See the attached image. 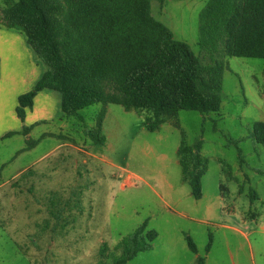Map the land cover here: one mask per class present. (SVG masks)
I'll return each instance as SVG.
<instances>
[{"label":"rangeland","instance_id":"374dc122","mask_svg":"<svg viewBox=\"0 0 264 264\" xmlns=\"http://www.w3.org/2000/svg\"><path fill=\"white\" fill-rule=\"evenodd\" d=\"M206 1H151L152 15L203 62L208 58L197 42ZM223 60L217 112L178 110L175 118H166L159 129L149 131L143 125L145 112L109 103L103 145L94 144L86 133L101 103L82 108L83 120L62 115L64 119L56 117L41 126L53 134L14 162L0 164V264H99L103 243L109 251L145 220L158 236L150 249L124 264H184L191 254L184 235L197 245L204 241L187 214L200 215V204L211 196L218 179L225 188L226 206L232 203L230 193L238 189L236 209L245 216L258 214L257 224L249 226V240L254 263L264 264V230L258 226L264 219V145L250 132L253 122H264V59L225 55ZM61 120L69 128L64 132L56 129ZM61 135H68L82 153L73 146L54 148L64 140ZM181 141L188 145L201 141L200 154L207 160L202 201L191 195L181 177L177 160ZM16 142L12 138L0 144V161ZM28 164L35 170L32 175L8 182L10 171ZM251 190L259 198L252 204ZM111 259L109 254L102 263L112 264Z\"/></svg>","mask_w":264,"mask_h":264},{"label":"trees","instance_id":"16d2710c","mask_svg":"<svg viewBox=\"0 0 264 264\" xmlns=\"http://www.w3.org/2000/svg\"><path fill=\"white\" fill-rule=\"evenodd\" d=\"M151 1L4 0L2 20L25 34L44 64L34 86L18 96L17 116L24 118V108L44 88L59 92L63 116L83 120L82 108L101 103L86 133L94 144L102 145L109 103L145 112L143 125L149 131L159 129L166 118H175L178 110L219 111L223 57L264 59V0L206 1L199 15L197 43L207 62L152 15ZM250 132L264 145L263 121L253 122ZM200 148L201 141L193 145L181 141L177 149L182 178L195 198L201 195L200 179L207 165ZM249 193L250 199L257 198L254 190ZM146 225L147 220L111 251L103 243L99 264L109 254L112 264H124L149 249L156 233L146 230ZM185 239L195 252L192 239L188 235ZM197 261L204 264L201 257Z\"/></svg>","mask_w":264,"mask_h":264},{"label":"crops","instance_id":"0c3cea01","mask_svg":"<svg viewBox=\"0 0 264 264\" xmlns=\"http://www.w3.org/2000/svg\"><path fill=\"white\" fill-rule=\"evenodd\" d=\"M4 5L2 0H0V144L12 138H16L17 142L16 147L7 156L9 159L6 158L0 161L1 166L12 159L14 162L18 155L30 151L31 147L38 143L37 141H40L46 135L53 134L52 131L40 127L51 122L56 117H63L60 111L59 92L47 88L41 89L34 95L31 106L24 108L23 119L17 116L16 106L18 96L29 91L34 86L44 70V64L34 55L32 48L26 41L25 34L2 20L1 9ZM23 127L27 128L25 132H22ZM56 129L59 132H64L69 128L66 122L61 120L57 124ZM10 132L14 133L9 134ZM34 136L38 137L34 139ZM67 137L69 136L63 135L62 138L61 135V138L64 140L55 145L54 148L73 146L80 152V148L74 145ZM57 138L59 139L60 136L57 135ZM47 153L42 154L38 158ZM83 154L86 156L90 155L89 151H84ZM29 164L10 171L8 182L32 175L35 170L30 168ZM31 170L32 172H30ZM202 181L201 176L200 197L195 198L191 193L197 201H202L204 196ZM218 181L219 179L216 181L211 196L205 202H201L200 215L194 212L187 214L189 220L196 222L198 225L195 226L196 232L201 233L204 241L200 242V245H197L190 235L185 234L192 239L196 251L190 250L186 242L191 254L186 256L184 264H198V257L203 259L204 264H255L252 257V243L249 240L248 230L249 226L253 225V223L257 224L259 216L256 213L245 216L241 210L236 209L235 201L238 193L241 194L238 189L230 193L229 197L232 203L226 206L224 199L225 188ZM248 198L250 199L249 196ZM252 200L255 199H250V204H252ZM258 226L264 230V219L258 223ZM146 230H153L156 233L154 239L158 236L156 230L148 229L147 227ZM209 234L211 235V240L209 239Z\"/></svg>","mask_w":264,"mask_h":264}]
</instances>
